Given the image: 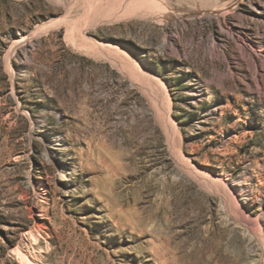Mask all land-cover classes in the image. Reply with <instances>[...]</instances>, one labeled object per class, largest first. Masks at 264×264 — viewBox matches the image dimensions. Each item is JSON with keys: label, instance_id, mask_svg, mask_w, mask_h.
Here are the masks:
<instances>
[{"label": "rangeland", "instance_id": "rangeland-1", "mask_svg": "<svg viewBox=\"0 0 264 264\" xmlns=\"http://www.w3.org/2000/svg\"><path fill=\"white\" fill-rule=\"evenodd\" d=\"M97 2L0 0V264H256L263 244L169 172L148 96L78 43ZM157 4L85 34L161 79L178 148L264 234V0Z\"/></svg>", "mask_w": 264, "mask_h": 264}, {"label": "bare ground", "instance_id": "bare-ground-1", "mask_svg": "<svg viewBox=\"0 0 264 264\" xmlns=\"http://www.w3.org/2000/svg\"><path fill=\"white\" fill-rule=\"evenodd\" d=\"M159 1L108 0L107 9L101 10L96 17H85L81 25L78 26L77 32L80 35L78 37V43L87 53L96 57L102 56L105 60L117 67L126 78L132 81V85L135 88L148 96L150 104L153 107L155 120L165 134L169 156L174 162L169 172L174 175V177L178 178L191 174V177H193L200 189L204 190L209 195H216L221 203L220 214L224 222L233 227L234 230L237 226L243 225L250 234L248 241H251L252 236L263 244L260 249V258L257 259L254 255H251L250 259L256 261V264H264L263 231L260 229V223L257 219L251 220L246 216L245 210L243 209L244 207L242 203H240L241 201L239 202L236 198L239 190L236 187L228 185L226 179H224L222 175L216 176L207 169L197 168L184 156L181 149L178 148L180 145L178 146L177 144V128L173 120L169 118L170 108L168 94L161 79L157 75L145 71L128 50L119 45L103 42L85 34V31L88 29H96L101 25H109L123 20H129L133 17L142 16L145 13L154 11V6L160 9V5L157 4ZM86 2L87 12L99 4L97 0H86ZM88 3L91 4L88 6ZM43 28L44 26H39L37 30L39 31ZM67 173L71 174L72 172L71 170H67ZM61 176L63 180L71 179L68 175L63 174ZM41 190H43L41 186L35 188L37 194H42L40 193ZM42 198L46 197L43 196ZM245 200H248V198L246 197ZM41 211L40 216L45 217L46 210L42 208ZM255 225H258L260 228H255ZM29 233L36 240L33 232L30 231ZM16 253L20 264H37L21 249H17Z\"/></svg>", "mask_w": 264, "mask_h": 264}]
</instances>
